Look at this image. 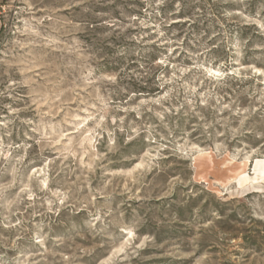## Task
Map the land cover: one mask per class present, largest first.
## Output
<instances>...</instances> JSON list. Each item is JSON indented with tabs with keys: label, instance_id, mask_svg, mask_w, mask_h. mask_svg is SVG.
Masks as SVG:
<instances>
[{
	"label": "rangeland",
	"instance_id": "obj_1",
	"mask_svg": "<svg viewBox=\"0 0 264 264\" xmlns=\"http://www.w3.org/2000/svg\"><path fill=\"white\" fill-rule=\"evenodd\" d=\"M258 157L264 0H0V264H264Z\"/></svg>",
	"mask_w": 264,
	"mask_h": 264
},
{
	"label": "bare ground",
	"instance_id": "obj_2",
	"mask_svg": "<svg viewBox=\"0 0 264 264\" xmlns=\"http://www.w3.org/2000/svg\"><path fill=\"white\" fill-rule=\"evenodd\" d=\"M251 165H253L254 176L249 175L247 172L242 173L238 180L241 186L248 183L264 182V157L254 159Z\"/></svg>",
	"mask_w": 264,
	"mask_h": 264
},
{
	"label": "trees",
	"instance_id": "obj_3",
	"mask_svg": "<svg viewBox=\"0 0 264 264\" xmlns=\"http://www.w3.org/2000/svg\"><path fill=\"white\" fill-rule=\"evenodd\" d=\"M233 80H236V81H241L240 79L238 78H232ZM228 81V80H227Z\"/></svg>",
	"mask_w": 264,
	"mask_h": 264
}]
</instances>
